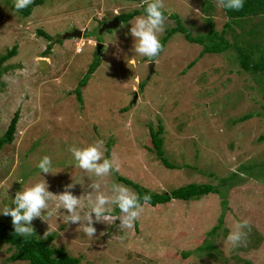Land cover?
Returning a JSON list of instances; mask_svg holds the SVG:
<instances>
[{
    "label": "rangeland",
    "instance_id": "374dc122",
    "mask_svg": "<svg viewBox=\"0 0 264 264\" xmlns=\"http://www.w3.org/2000/svg\"><path fill=\"white\" fill-rule=\"evenodd\" d=\"M144 2L46 0L23 17L10 9L13 0H0V56L17 48L0 78V137L19 113L14 140L0 151V206L9 202L8 187L11 199L43 179L53 195L80 182L71 191L82 201L93 183L105 194L113 183L123 185L117 176L154 193L190 183L210 184L222 192L219 181L225 180V207L217 195L144 206L133 229H120L119 220L97 223L92 240L80 225L65 224L66 212L56 208L55 196L49 201L48 222L37 218L32 226L43 240L49 236L45 238L46 232L54 235L49 246L80 264H264V141H259L264 136V72H244L232 45L241 44L249 26L241 29L230 22L233 33L226 30L228 19L216 0H164L165 9L173 10L192 37L224 31L232 47L197 59L202 47L176 33L148 62L132 50L129 29L135 18L101 33L115 16L140 10ZM165 23V30L176 26L170 18ZM75 31L82 37L63 39ZM164 36L165 31L160 40ZM48 46L51 52L42 58ZM40 59L46 60L45 72L38 67ZM97 61L79 100L75 89ZM248 114L252 117L240 121ZM158 126L163 127L165 157L178 169L165 168L147 149L150 130ZM98 140L104 141L105 155L111 146L109 157L120 164L119 171L107 177H95L70 163V145L86 147ZM44 155L52 157L56 174H39L36 165ZM233 175L238 177L231 180ZM222 216L221 229L208 236ZM242 220L249 222L250 230L234 248L226 237ZM2 225L14 229L10 216L0 215V232ZM12 252L0 242V264H28L8 262Z\"/></svg>",
    "mask_w": 264,
    "mask_h": 264
},
{
    "label": "clouds",
    "instance_id": "9594fccd",
    "mask_svg": "<svg viewBox=\"0 0 264 264\" xmlns=\"http://www.w3.org/2000/svg\"><path fill=\"white\" fill-rule=\"evenodd\" d=\"M34 0H13L14 10L19 13L29 8ZM219 8L225 11H240L245 0H216ZM143 15L137 16L134 23H130L129 34L133 38V51L140 58H146L148 62L153 61L162 51L160 35L165 31L166 20L173 15L172 9H165L164 0H145L141 5ZM151 64V63H150ZM104 141L98 140L86 147L70 145L68 151L71 153L70 162L76 168L85 173H91L95 177H107L113 172H118L119 161L114 157L105 155ZM36 167L39 174H56L53 171V159L49 155L42 156ZM23 184L22 180H17ZM83 181V176L81 177ZM80 182H72L65 186L63 192L53 195L49 192V185L43 179L30 187L17 191L14 198H9L8 189L5 196L9 202L0 206V215L10 216L14 232L23 239H30L35 235L32 221L39 218L48 222L52 213L48 211L49 201L56 197V208L65 210V224H78L84 236L91 240L95 237L97 223H114L119 220L120 229H133L138 218L144 212V206L150 203V196L140 194L127 186L113 183L109 193L100 191V184L93 183L90 187L95 191L87 195V200L82 201L80 196L73 194L71 189ZM119 214L114 215L116 210ZM83 211V216L81 212ZM250 230L247 220L237 221L233 229L228 233L226 239L232 247L241 246ZM51 233L46 232L45 238Z\"/></svg>",
    "mask_w": 264,
    "mask_h": 264
},
{
    "label": "trees",
    "instance_id": "16d2710c",
    "mask_svg": "<svg viewBox=\"0 0 264 264\" xmlns=\"http://www.w3.org/2000/svg\"><path fill=\"white\" fill-rule=\"evenodd\" d=\"M46 0H34V3L29 6V8L24 9L19 12L23 17H29L31 12L35 7L41 6ZM136 1V0H129ZM12 12L14 10L13 4L10 5ZM224 15L228 19V22L224 25V28L233 33L232 27L229 25L231 22L233 25L243 29V26L248 24V29L245 30V33L242 36L241 44L234 43V48L237 52V61L244 72L249 73H262L264 72V0H245V5L240 11H225L223 10ZM143 13V8L141 6L140 10H134L131 13H125L115 16L120 23H127L136 16ZM176 23L175 27L165 30V36L161 40L162 51L164 49L167 41L176 33H180L184 36L186 41L192 44H197L202 47L201 52L198 55V58L203 57L205 54H222L226 52L232 45L229 44L224 38L226 32L222 31L221 34H218L216 31L212 30L206 35L192 37L183 27L181 20L176 16L172 15L169 17ZM253 20H257L253 22ZM243 24V25H242ZM251 24V25H250ZM41 37L50 40V37L42 31L37 32ZM235 37H237L235 35ZM161 51V52H162ZM51 52V46H48L43 52L42 58H45ZM160 52V53H161ZM17 54V48L13 47L11 50L0 56V78L5 74L6 68L5 63L9 61L13 56ZM155 59V58H154ZM153 59V60H154ZM197 60L193 61L187 68H191L195 65ZM98 61L93 65L89 70L87 75L78 83L77 88L75 89L77 97L81 100V94L83 88H85L90 76L98 67ZM142 88V86H141ZM252 115L248 114L243 116L240 121L247 120L251 118ZM19 120V113H15L12 117L10 124L8 125L5 133L0 137V151L8 145H11L14 140V135L16 131V125ZM163 134V127L158 126L157 131L150 130V148H147L148 151H153L156 157L161 161L167 169H178L176 166L168 162V159L165 157L163 150L164 140L161 137ZM259 141H264V136L259 138ZM111 146L107 145L106 156H110ZM255 166V165H254ZM253 168V165L247 166V169L250 170ZM246 169V168H245ZM246 169V170H247ZM238 176H231V180L236 179ZM117 181L123 185L130 186L135 189L137 193L140 194L141 198L144 195L150 196V203L145 206L151 208H157L159 206H168L172 201L178 200L183 202L199 200L202 197H207L210 195H217L222 197L224 200L220 203L221 206L225 207L226 205V193L229 184L227 181L220 180L219 186L224 187V190L221 192L219 187L212 186L210 184H195L190 183L183 187L171 190L169 192L154 193L147 189L141 188L139 185L134 184L126 178L117 176ZM116 213H119L117 209ZM225 219L222 216L218 224L213 227L208 236H215L216 233L221 229ZM3 231L0 232V242L7 244L9 248H13V252L10 257L7 259L8 262H26L28 264H80V260L74 257L67 255L62 249H55L50 247V243L54 240V235H49L46 240H43L35 235L30 239H23L15 234L14 229H10L4 225ZM204 248H199V251H203ZM189 254H185L184 258H187ZM250 264V263H249Z\"/></svg>",
    "mask_w": 264,
    "mask_h": 264
},
{
    "label": "water",
    "instance_id": "95a60500",
    "mask_svg": "<svg viewBox=\"0 0 264 264\" xmlns=\"http://www.w3.org/2000/svg\"><path fill=\"white\" fill-rule=\"evenodd\" d=\"M119 26V21L117 18H114V20L106 25L103 26L101 33L107 30H112L115 29ZM82 37V33L75 31L74 33L71 34H66L63 39H74V38H81ZM97 54L101 53V49H102V45L98 44L97 45ZM150 65V72L152 71V65L153 64H149ZM38 67L42 72H45V68H46V60L45 59H40L38 60ZM136 95L133 99V103L136 102Z\"/></svg>",
    "mask_w": 264,
    "mask_h": 264
}]
</instances>
